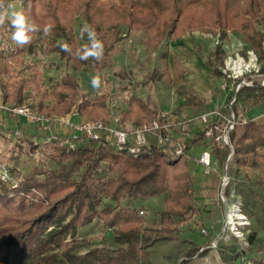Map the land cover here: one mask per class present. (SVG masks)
<instances>
[{"label": "trees", "instance_id": "16d2710c", "mask_svg": "<svg viewBox=\"0 0 264 264\" xmlns=\"http://www.w3.org/2000/svg\"><path fill=\"white\" fill-rule=\"evenodd\" d=\"M14 1L17 0H6V3ZM232 1L150 0L146 5L137 0L120 3L111 0H22L27 22L39 29L30 34L32 39L25 46L48 35L63 37L64 41L52 44L51 50L80 69L87 60L80 59L86 45L76 34L74 24L81 16L104 45L103 56L94 59L93 66L98 72L112 61L123 27L144 32L146 44L153 51L170 35L180 40L186 33L195 31L218 34L220 41L227 40L229 31H234L241 34L242 40L252 49H262L264 30L258 23L263 20L264 0H244L235 5ZM46 26L50 29L47 34L44 33ZM63 45H67V50ZM219 53H225L220 42L213 55ZM23 55V48L0 50V59L4 60V65H0V97L6 103L30 101L37 112L48 114H61L74 105L75 110L89 120L108 119L107 97L94 100L83 97L78 79L71 74L63 76L58 83L56 99L47 101L51 93L44 88V75L37 65H26L31 73L29 77L18 76L16 70L24 63ZM174 61L184 78L188 69L180 58L175 57ZM260 72L264 73V65ZM188 104L201 107L204 101L192 98ZM155 115L142 98L133 97L124 117L139 124ZM21 137L30 139L33 151L34 136L23 134ZM231 138L236 163L242 168L258 170V178L264 183V123L250 120L238 126ZM103 140L85 138L76 149L53 141L47 144L46 155L56 163L69 160L67 165L57 171L35 165L23 175L17 187L0 182V264L11 263L13 250L28 264H148L150 248L156 242L178 240L179 223L197 210L189 158L184 155L173 159L169 152L156 146L145 147L138 155L128 151L114 152L106 147L108 140ZM202 140L203 136L197 133L193 142ZM103 162L108 172L97 175ZM80 168H83L80 176L74 178ZM10 169L16 173L14 167ZM163 194H166V208L160 212L159 224L148 225L138 214L134 201ZM103 198L110 203L103 205ZM72 213L70 221L63 223ZM98 217L106 228L113 230L117 246H96L78 253L89 241L67 240V236L74 237L79 225H86ZM51 226L54 228L50 229ZM209 251L210 248L204 249L199 255Z\"/></svg>", "mask_w": 264, "mask_h": 264}, {"label": "rangeland", "instance_id": "374dc122", "mask_svg": "<svg viewBox=\"0 0 264 264\" xmlns=\"http://www.w3.org/2000/svg\"><path fill=\"white\" fill-rule=\"evenodd\" d=\"M111 1L120 3L123 0ZM137 1L147 5L150 0ZM239 2L243 3L244 0H233L232 5ZM11 4L16 11L23 13L22 0ZM261 17L263 20L258 23V27L264 30V15ZM85 24L86 20L79 16L74 27L80 40L88 46L87 33L81 36V29ZM13 31L9 20L0 25V50L24 49V63L18 66L16 72L19 77H29L31 73L26 65H37L44 75L43 86L51 93L47 101L56 99L58 83L63 76L71 74L78 79L83 97L94 100L105 96L107 107L114 101L115 111L123 115V124L126 127L134 124L127 116L124 117L133 97L142 98L156 115L162 111H170L191 118L227 103L233 88L241 80L253 82L254 86L260 85L264 78V73L260 72L264 65V39L262 49L255 50L242 40L241 34L234 31H229L228 39L224 41L219 40L218 34L201 31L188 32L180 40L170 35L163 40L157 50L153 51L146 44L144 32L123 27L122 37L113 53L112 61L100 72L93 66L94 58L89 57L82 67L77 69L60 53L51 50L52 44L58 45L64 41L63 37L48 35L31 46H25L11 39ZM219 42L225 53L213 55ZM250 52L255 55V67L237 73L228 64L229 58L236 60L239 56L250 60ZM175 57L180 58L184 67L188 69L184 78L177 71ZM0 65H4L3 59H0ZM8 78L5 76V79ZM93 78H98V86H93ZM253 86H243L239 92V99L248 108L249 117L256 119L258 123H264V118H258L264 112V86L259 88ZM192 98L204 101V105L195 107L188 104ZM70 113L73 123L93 121L78 113L74 105L68 111L56 115ZM16 129L21 130L24 135L34 136V141H39L50 132H57L62 138H70L73 133L67 132L68 126L65 125L57 124L43 129L37 124L26 122L24 118L4 113L0 118V157L10 167H14L16 173L20 172L18 176L23 178V175L30 172L35 165L57 171L69 163V160L56 163L46 155L48 145L40 142L34 144L32 151L29 146L30 139L21 135L15 136L13 132ZM201 149L202 144L197 143L192 148V157L197 156ZM228 152L227 148L217 151V172L207 176L204 167L198 164L195 158L188 159L197 210L193 215L188 214V218L179 223L178 240H161L150 248L148 264H177L179 259L186 262L191 255L197 256L198 252L209 248L218 250L221 255L227 257L228 264L264 263V183L258 178V170L242 168L236 163V152L233 158L227 161ZM227 164L231 182L225 188L226 197L223 199L219 196L220 180L227 171ZM106 165V162H103V167L97 175L107 174ZM82 170L83 168H80L74 178H78ZM165 198L166 194L150 197L143 200L142 204L137 203L134 206L148 225H156L160 221V212L166 208ZM107 203H110V200L103 198V205ZM123 205L127 206V202ZM141 210H145L144 215L140 214ZM239 210L248 217V224L244 228L237 216ZM73 215L69 214L63 223L70 221ZM52 228L54 226L50 227ZM203 228L207 229V234L202 232ZM72 238L89 241V245L81 247L78 253H84L96 246L101 248L117 246L113 230L106 228L104 221L99 217L86 225H79L74 237L70 234L67 236V240ZM214 242L217 243V247H210ZM236 255L239 256L233 259ZM10 264L28 262L13 250Z\"/></svg>", "mask_w": 264, "mask_h": 264}, {"label": "built area", "instance_id": "2783aa9c", "mask_svg": "<svg viewBox=\"0 0 264 264\" xmlns=\"http://www.w3.org/2000/svg\"><path fill=\"white\" fill-rule=\"evenodd\" d=\"M245 85L253 86V82L241 80L233 88L227 103L216 109L205 111L197 117L186 118L178 113L162 111L152 119L133 124L131 127H126L123 124V115L116 113L114 101L109 105L108 119L83 120L80 123H73L71 113L66 115L41 113L31 106L30 101L13 104L6 103L0 97V118L7 112L24 118L30 124H37L39 128L46 129L57 124L65 125L68 126L67 132L73 133L70 138H62L57 132H50L39 141L35 140V145L39 142L47 145L53 141H59L70 149H76L85 138L94 141H102L103 138H106L108 140L105 143L106 147H111L114 152L128 151L133 155H138L145 147L156 146L169 152L173 159L184 155L189 159L195 158V161L204 167L207 176L217 172V151L219 149H229L227 161H230L235 155V147L231 138L233 131L250 120H256L249 117L248 108L239 99V92ZM260 86H264V78ZM258 118H264V112ZM13 133L15 136L23 135L19 129L14 130ZM197 133L203 136V140L198 142L202 144V149L197 156L192 157V148L197 144L193 142V139ZM226 169V173L220 180L219 196L223 199L226 197L225 188L231 182L229 164ZM21 180L22 176L15 175L10 166L0 157V182L17 187ZM238 212L237 216L244 228L248 224V217L242 213V210ZM140 214L144 215L145 210H141ZM202 232L208 233L205 228L202 229ZM212 244L210 247H217V243Z\"/></svg>", "mask_w": 264, "mask_h": 264}, {"label": "clouds", "instance_id": "9594fccd", "mask_svg": "<svg viewBox=\"0 0 264 264\" xmlns=\"http://www.w3.org/2000/svg\"><path fill=\"white\" fill-rule=\"evenodd\" d=\"M6 20L11 22V27L14 29L11 39L19 44L25 45L30 43L33 32L39 31L35 24L27 22L25 15L21 11H16L11 3H6V0H0V25H3ZM49 27L44 28V33L49 32ZM87 33L89 45L82 50L80 59H88L89 57L99 60L103 56L104 45L98 38L96 31L90 25L85 24L81 29V36ZM64 50H67V45H63ZM93 86H98V78H93Z\"/></svg>", "mask_w": 264, "mask_h": 264}, {"label": "crops", "instance_id": "0c3cea01", "mask_svg": "<svg viewBox=\"0 0 264 264\" xmlns=\"http://www.w3.org/2000/svg\"><path fill=\"white\" fill-rule=\"evenodd\" d=\"M137 203L142 204V200L134 201V204H137ZM167 241H171V240H167ZM198 254L197 256L191 255V257L188 258V261H186L185 264H228V261L223 257V255H221V253L218 250H210V252L204 256H200ZM180 263H181V260L180 259L177 260V264H180Z\"/></svg>", "mask_w": 264, "mask_h": 264}, {"label": "bare ground", "instance_id": "6f19581e", "mask_svg": "<svg viewBox=\"0 0 264 264\" xmlns=\"http://www.w3.org/2000/svg\"><path fill=\"white\" fill-rule=\"evenodd\" d=\"M228 64L231 65V68L235 70L237 73H241L246 69L256 66V58L255 55L250 52V60H245L241 56L238 59L234 60L232 58L228 59Z\"/></svg>", "mask_w": 264, "mask_h": 264}]
</instances>
